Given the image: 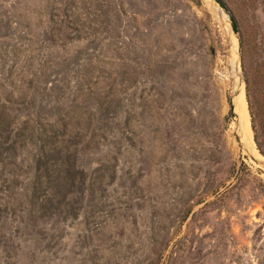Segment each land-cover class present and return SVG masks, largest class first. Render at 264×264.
Listing matches in <instances>:
<instances>
[{"label": "rangeland", "instance_id": "374dc122", "mask_svg": "<svg viewBox=\"0 0 264 264\" xmlns=\"http://www.w3.org/2000/svg\"><path fill=\"white\" fill-rule=\"evenodd\" d=\"M223 2L264 103V0ZM229 15L211 0H0V105L35 135L54 125L83 176L63 201L42 178L31 203L41 144L16 148L0 264H264V159Z\"/></svg>", "mask_w": 264, "mask_h": 264}, {"label": "trees", "instance_id": "16d2710c", "mask_svg": "<svg viewBox=\"0 0 264 264\" xmlns=\"http://www.w3.org/2000/svg\"><path fill=\"white\" fill-rule=\"evenodd\" d=\"M239 44L241 48V65L242 72L245 81V92L246 100L248 105V111L251 120V128L253 131V139L258 152L264 156V103L260 101L258 95L252 93L250 87L251 79L254 78L248 67L245 66L244 53L242 50V37H239ZM258 93V92H257ZM49 130L48 134H52V129L54 125H47ZM35 129L31 121H24L22 123H16L12 120L6 112V107L0 105V166L2 168L6 166L7 163L11 164L13 155L17 147H22L24 143L34 144L39 142L41 146L38 148L39 154L36 156L35 160V176L31 184L30 200L31 203H36L40 197V190L42 178L44 180H52L53 183L58 184L62 190L56 193L52 197L56 199H63L67 196L71 197L74 192H76V186L79 185L78 189H81L83 185V176L81 173L74 170V165L71 163V155H69L70 146L58 147V143H64V135H48L44 136L43 128L40 129L41 134L35 135ZM62 138V139H59ZM61 140V141H60ZM63 140V141H62ZM56 157L54 160V168L51 166L52 155ZM4 170V169H3ZM48 172L50 174H48ZM76 180L77 183H76ZM48 201H52L50 198Z\"/></svg>", "mask_w": 264, "mask_h": 264}, {"label": "bare ground", "instance_id": "6f19581e", "mask_svg": "<svg viewBox=\"0 0 264 264\" xmlns=\"http://www.w3.org/2000/svg\"><path fill=\"white\" fill-rule=\"evenodd\" d=\"M237 91L238 94L234 100V111L238 116L239 128L245 141V145L251 148L253 146V139L249 126V115L246 109V101L241 88H239Z\"/></svg>", "mask_w": 264, "mask_h": 264}, {"label": "water", "instance_id": "95a60500", "mask_svg": "<svg viewBox=\"0 0 264 264\" xmlns=\"http://www.w3.org/2000/svg\"><path fill=\"white\" fill-rule=\"evenodd\" d=\"M211 1H213L221 10H223V12L225 13V14H227V15H229L228 14V9H227V7H226V5L224 4V2H223V0H211ZM228 19H229V25H230V28H231V32H232V34H233V39H235V42H238L239 41V37H237L238 36V31H237V25H236V22H235V20L233 19V17L231 16V15H229L228 16ZM241 88V87H240ZM238 91H236L235 92V95H234V97H236V95L238 94L237 93ZM233 97V98H234ZM233 98H232V100H233ZM231 109H232V111H233V115L235 116V118L236 119H238V116H237V114H235L234 113V107H233V105H232V103H231ZM242 139V138H241ZM242 146L244 147V144L242 143ZM256 150V152H257V154L261 157V158H263L264 159V156H262L258 151H257V149H255ZM252 157V156H251ZM253 159H254V157H252ZM255 160V159H254Z\"/></svg>", "mask_w": 264, "mask_h": 264}]
</instances>
